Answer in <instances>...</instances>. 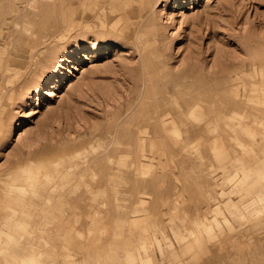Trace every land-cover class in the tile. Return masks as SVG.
Listing matches in <instances>:
<instances>
[{
    "label": "rangeland",
    "instance_id": "rangeland-1",
    "mask_svg": "<svg viewBox=\"0 0 264 264\" xmlns=\"http://www.w3.org/2000/svg\"><path fill=\"white\" fill-rule=\"evenodd\" d=\"M98 1L0 0L4 78L14 65L0 175L30 165L0 192V206L17 196L0 211V264H264V81L246 65L264 52V0H146L138 17L103 0L102 21ZM51 39L56 62L30 57ZM186 104L208 128L127 145Z\"/></svg>",
    "mask_w": 264,
    "mask_h": 264
},
{
    "label": "bare ground",
    "instance_id": "bare-ground-1",
    "mask_svg": "<svg viewBox=\"0 0 264 264\" xmlns=\"http://www.w3.org/2000/svg\"><path fill=\"white\" fill-rule=\"evenodd\" d=\"M144 1H146V0H125L122 6H123V9H127V11L131 14V17H138V15L136 13L134 14V12H135V10H137V8L139 6H142L141 3L143 4ZM153 2H155V0H148L147 3H149V5L151 6ZM106 5L107 4H105L103 0H99L98 3L96 4V11L97 10L99 11V14L97 16L98 20L102 21V17H104L103 13L105 12L103 10L106 9ZM115 10H116V8H115ZM117 13L120 14L119 11ZM142 17H144V14H141L140 19ZM140 19H139L138 22H136V23L132 22L131 24H128V26H125L124 28L126 29V28H128L130 26V28L134 27L135 29H137L138 26H139V23H140ZM92 23H94L93 20H92ZM1 29L3 30V28L0 27V31H1ZM4 31H6V30L4 29ZM6 36H7L6 33H5V35L2 34L1 38L2 39L3 38L6 39ZM2 39H0L1 40L0 41L1 44H2ZM140 39H141L140 37H137L136 44L138 43V41H140ZM51 42H52V39H51L50 42H48V40H45V41H40V42L36 43L35 45H33L34 50H30L29 51L30 57H32L35 61L43 58V59H48V60H50L53 63L56 62V58L59 56L58 53H55L54 55H52L49 52H45V47L48 46ZM4 44L5 45H2L1 46L2 48L0 49V120L2 119V117H1L2 116V111L6 107L8 102L10 101L11 96H12V94L14 92V85H13L14 75L10 74L12 72L13 68H14V65L12 64L13 63L12 60L9 61L7 66H5V74L6 73H7V75L9 74V76L7 78H4V71L1 70V66L3 65V61L5 62L6 59L8 58V56H5V52H7V50L10 48L9 46L11 45L10 43L9 44L8 43H4ZM42 44L44 45V48L42 46H40ZM262 54H264V52ZM262 54H261V52L252 53L250 55V57L246 60V65L250 66V69L253 68V69L256 70V72L252 71V73H251V76L253 78L252 80H256L260 76L262 78V81H264V73L262 71V69L264 70V55H262ZM259 68H261V69H259ZM259 70H261V71L259 72ZM143 78H145L144 81H140L139 84H137V85H139V88L141 86H143V85H146L145 82H147V80H149V77L146 80V76H144V74H143ZM196 79L197 78H195V80ZM200 80H201V78H200ZM202 81H203V79H202ZM141 83H142V85H141ZM37 84L38 85H36V86H37L38 90H41V88H42L41 82H39ZM151 84H153V83H151ZM191 85H192V83H191ZM146 88H148V87L146 86ZM141 91H143V90H140L139 92H141ZM174 96H176V95H174ZM262 96L264 97V93H263ZM143 98H144V96H143ZM258 100H261V99L253 100V98H251L250 103L247 105V107L249 109L247 111L248 115L252 116L253 115V111H255L257 109H261L259 107L260 102H258ZM255 104L257 106H255ZM193 105H191V104L184 105V107H182V110L180 111V115L177 118L168 116V114L167 115H163V117L161 119V123H162L161 126L157 125L156 122H149L146 125L142 126L141 128L139 127L140 130H139L138 136H140V137H137L135 141L134 140H129V142H127V145H130V146L136 147L137 149H140V148L144 147L147 144L151 148H154L156 146V142L155 141L150 140V141H147L146 144H145L144 139H141V137L145 138L146 135H152L153 136V133L157 132L158 129H160L161 127H162V130L163 131L165 130L168 134H174V135H177V136H180L184 131L192 132L191 130L202 128L204 126L208 128V124L206 123V120H205L206 116H204L202 112H197L196 110L192 111ZM263 105H264V102H263ZM201 108H202V105H201ZM238 108H240V107L238 106ZM259 111L264 112V109H261ZM255 118H256V115H255ZM149 119H153V116L149 115ZM191 124L196 125L197 128H192ZM248 125H249V123L245 124L243 127H247ZM254 125H255V121H254ZM240 126H242V124ZM106 135L109 136V134H106ZM123 137H124V134H123ZM116 142L119 143L120 141L117 140ZM26 143H28V142H26ZM120 143H122V142H120ZM29 145H30V143H29ZM31 145L33 146V144H31ZM29 148H30V146H29ZM107 148H108V146H105V149H107ZM118 149L120 150V153H122V149L120 147H118L117 150ZM111 151L109 152L110 156L112 155ZM143 160L144 159H143L142 156L141 157L137 156V157L132 159V163L134 165H136V166H139L140 164H142ZM19 163H20V161H18V160L15 161L14 164L12 163V165H14V166L9 171H6V173H5V174L8 175V177L7 176L5 177L3 174L0 175V192H2L3 190H9L10 185L14 182V180H16L18 177H20L21 173H18V171H19V169L21 167H23V169H24L23 170L21 168L22 171L30 169V165L29 164H24L23 166H19V165H22V163H20V164ZM90 163L91 162H90V159H89L88 161H86L83 164L82 163L81 164H76L78 166V170H75V171L73 170L74 171L73 175H74V177L78 176L79 179L78 180L75 179L73 181L74 183H73V187H71V191H72V188L76 187V185L79 184V182L82 181L83 178H85V176H87V175L92 176V165H90ZM74 184H76V185H74ZM64 187H65V185H63L62 187H59V184H58L57 189L61 190L62 188L64 189ZM90 191L92 193V190H90ZM5 196H6V194L3 193V194L0 195V198L4 199ZM8 196H9V200L3 206H0V211L13 208V205L11 203V199L10 198L17 197V196H16V194L14 195L13 193H9ZM82 206L85 209H91L92 210V203L88 204V205H82ZM143 246H145V245H143ZM129 255L133 256V254L130 253V252H129Z\"/></svg>",
    "mask_w": 264,
    "mask_h": 264
}]
</instances>
